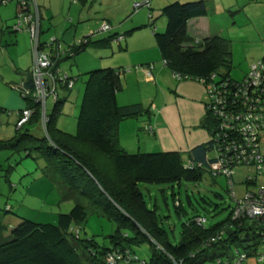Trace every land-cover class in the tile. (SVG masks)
Returning a JSON list of instances; mask_svg holds the SVG:
<instances>
[{"label":"trees","instance_id":"trees-1","mask_svg":"<svg viewBox=\"0 0 264 264\" xmlns=\"http://www.w3.org/2000/svg\"><path fill=\"white\" fill-rule=\"evenodd\" d=\"M160 13L166 19L165 29L157 31L154 23L149 27L162 62L172 72L192 79H208L212 73H217L223 79L237 81L229 75L231 52L228 38L210 35L192 42L187 32L189 19L206 15L204 0L174 1L164 5ZM130 33L131 30L124 32V38ZM118 35L113 32L96 40L86 36L80 43L70 46L71 54L52 57L57 59L59 66L61 60L73 57L90 43L98 47L110 46ZM124 71L106 67L85 73L74 133L57 127V119L67 98L58 93L52 109L47 112V134L41 137L32 134L34 126L41 127L39 104L17 90L25 107L33 109V113L24 124L16 127L15 135L0 139V150L24 152L25 156L41 158V172L62 189L64 199L75 202L67 213L58 214L56 224L19 217L20 221L7 232L0 221V264H108L106 257L109 253L134 252L133 247L144 242L152 247L148 264H165L167 254L182 260L183 264H202L214 262L221 256L232 257L236 251L249 256L258 251L264 238V224L252 219L234 221L231 209L224 221L207 227L198 224L195 219L200 216L194 215L183 223L179 242L170 243L167 232L158 223L156 212L147 208L138 183L198 181L204 172L214 176L208 169L214 161L211 153L215 143L211 137L216 132V119L206 111L201 125L207 128L210 138L187 152L188 159L194 162L192 167H185L183 153L179 151L127 152L118 142L119 123L127 118L150 115L151 111L138 103L117 104L116 94L122 89ZM24 83L26 87H32L30 72ZM0 111L6 110L0 108ZM104 164H109L110 173L105 172ZM8 172L4 175L6 181H9ZM79 198L115 222L116 229L108 236L110 245H100L91 238H82L78 230L75 232L73 226L80 225L85 217V207ZM175 205L180 208L179 202L175 201ZM215 235L219 238L210 241Z\"/></svg>","mask_w":264,"mask_h":264},{"label":"rangeland","instance_id":"rangeland-1","mask_svg":"<svg viewBox=\"0 0 264 264\" xmlns=\"http://www.w3.org/2000/svg\"><path fill=\"white\" fill-rule=\"evenodd\" d=\"M143 1L115 0L113 6H107L109 8H104L105 5L95 3V11L91 14L87 10V6L83 7L76 0H66L63 13H59L60 15H56L53 19L50 17L49 19L46 17L42 19L44 35L48 31L45 28L47 24L49 30L58 36H61L64 31L71 30L72 37L78 41L84 35L89 34V31H85L86 27L89 26L94 27L93 36L101 33L106 34L107 31L112 33L111 31L114 30L111 29L115 28L117 30L114 32L122 35L130 27L129 22H145L142 31L141 29L137 30L129 36L130 38L127 35L120 41L112 40L110 47H98L94 43H90L73 57L60 61V69L63 73L72 78L77 77L74 86L68 91L58 88L60 97L64 95L67 97L62 105V113L57 119V127L61 130L69 133H74L76 130V118L79 113L87 71L114 67L124 69L126 72L134 68L135 61L142 59L149 53L140 50L141 44L149 40L154 42L153 31L149 24L155 22V27L156 22L165 21V17L161 15L160 7L155 8L154 6V9L152 6L149 8L150 0H146L147 3L137 9L133 7L135 2L141 3ZM170 1L173 0H164L165 5ZM37 2L40 6L47 8L48 4L45 0H37ZM222 2L225 8L223 6L222 8L217 7L220 10L216 12L213 9L211 14L219 24V27L216 28L220 29V35L230 40L231 68L229 75L239 81L249 71L250 65L264 56V22H262L264 19V0H222ZM70 5L71 9L67 12ZM242 7L243 11L238 10L234 13L233 10ZM12 8L13 2L0 5V18L13 23L14 9ZM228 8L232 13L228 12ZM69 18L72 19L71 24ZM104 18L107 20L100 22ZM64 22H67L66 30L62 27ZM103 22H109L111 29L99 31ZM61 23L60 28L59 24ZM70 26L77 28H70ZM145 30L151 35L146 39L144 37L147 36ZM20 34L19 32L17 35ZM4 36H8L7 32ZM53 37L60 40V37L58 38L54 34L50 35L49 39ZM72 37L70 36V40L73 39ZM60 41L62 45H65L62 40ZM220 70L224 71L222 68ZM219 78L216 76V80ZM9 92H13L21 104L24 101L18 91L0 85V107L6 108V111H0V139L11 137L16 132V116L11 112L14 106L10 107L12 101H9L7 106L4 105L6 99H10L7 97ZM52 106L53 101L49 97L46 100L47 112H50ZM31 133L39 137L44 134L39 126H34ZM152 152H156V150L154 149ZM184 156L186 153L183 152ZM42 166L43 160L41 158L25 156L24 152L15 153L10 150H0V169L3 170H0V221L6 226L7 232L13 224L20 221L19 217L39 223L56 224L58 214L67 213L74 205L75 201L64 199L62 189L41 172ZM104 167L107 174L111 172L109 164H104ZM8 170L10 171L8 172ZM233 171L232 181L234 183L232 186L229 185L226 175L211 176L204 172L198 181L181 180L179 183L139 182L138 188L143 194L147 208L154 209L156 212L158 223L167 232L170 243L176 244L180 240L183 223L189 221L194 215L205 218L203 225L206 227L220 223L228 217L230 209L234 205L232 197L240 199L244 196L247 187L243 181L247 175L253 176L254 174L253 168L247 165L235 167ZM7 172L9 181H6L4 177ZM257 181L264 184V176L259 175ZM79 200L85 207V217L80 225L73 226L74 230H78L82 238H91L100 245H110L108 236L114 233L115 222L95 211L85 199L79 198ZM175 201L179 202L180 208H176ZM8 206L10 207L9 210H7ZM133 251L140 259L149 260L152 247L150 243L144 242L139 246H134ZM202 264L215 263L205 261Z\"/></svg>","mask_w":264,"mask_h":264},{"label":"built area","instance_id":"built-area-1","mask_svg":"<svg viewBox=\"0 0 264 264\" xmlns=\"http://www.w3.org/2000/svg\"><path fill=\"white\" fill-rule=\"evenodd\" d=\"M14 2L16 6L14 23L10 27L13 32H26L30 38V48L33 62L30 67L32 87L28 88L22 82L14 87L20 90L22 96L30 97L39 104L40 126L45 134L48 121L46 100L51 97L53 103L58 95V88L70 89L75 79L63 73L60 65L57 66L56 56L71 54V47L65 48L57 38H48L40 41V10L37 0H0V5ZM135 2V9L146 4ZM110 25L103 22L99 31L109 30ZM124 35H118L115 40L120 41ZM81 39L76 43H80ZM1 46V45H0ZM67 51V52H66ZM165 64V62H163ZM148 70V69H147ZM149 71V70H148ZM174 78L192 79L187 75L173 72ZM217 73H212L208 79H194L204 86L205 110L215 117V147L209 171L212 175L224 174L228 177L229 185H233L232 175L235 167L241 165L251 166L253 176L247 175L244 179L246 191L244 196L236 199L233 195L234 205L231 208V219L239 221L249 219L260 221L264 224V184L257 181L259 175L264 176V56L253 62L249 71L239 81H230L220 78L216 80ZM33 109L24 107L18 114L16 127L24 124L32 115ZM147 132H153L152 125L144 128ZM185 167L194 166V162L186 160ZM201 166L200 163L196 164ZM251 185V187H249ZM249 187V188H248ZM231 194H232V188ZM251 220V221H252ZM195 221L202 224L205 218L197 217ZM77 232V230L75 231ZM218 235L212 236L210 241H215ZM209 241V242H210ZM209 242H204L209 245ZM159 247V246H158ZM258 251L249 256L245 252L234 253V256L217 257L215 264H247L250 257L258 261L264 260V238L258 245ZM168 261L165 264H183L182 260H176L167 254ZM108 264H148V260L140 259L134 252L124 250L122 252L109 253L106 257Z\"/></svg>","mask_w":264,"mask_h":264},{"label":"crops","instance_id":"crops-1","mask_svg":"<svg viewBox=\"0 0 264 264\" xmlns=\"http://www.w3.org/2000/svg\"><path fill=\"white\" fill-rule=\"evenodd\" d=\"M45 1L48 4L46 9L38 3L41 15L40 41L44 42L50 37V35L54 34L58 38L60 37V40L64 42V47L71 46L77 42L78 40H75V38L72 37L73 33L71 30L62 32L63 34L61 37L56 33L51 32L47 24L45 25V28L48 31L44 35L42 19L44 17L47 19H49V17L53 19L56 15L59 16V13H63L66 5V0ZM76 1L77 3H81L83 7L87 6V10L90 11L91 14L95 11V3L105 5L104 8H109L115 3V0ZM155 1L159 0H150L149 8L152 6L153 8L154 6L155 8L160 7L159 10L161 11L163 7L162 4L165 5L166 2L164 3V0L159 2ZM174 1L186 2L185 0H173L170 1V3ZM204 2L207 6L206 15L191 18L187 21V32L192 38V42H196L197 40L210 35L221 36L220 29L216 28L219 27V24L216 19L212 17L211 10L214 9L218 12L220 10H218V8H222V6L225 8V5L222 0H204ZM12 9H14V21L16 11L14 3ZM70 9L71 5L67 12H69ZM229 9L230 8H228V12L232 13ZM238 10L243 11L244 9L242 7L233 11L235 13ZM222 11L223 9L221 12ZM71 20L72 19L69 18L70 24ZM105 20H107V18L102 19L100 22ZM0 21V85H2V87L14 89V87L24 82L33 62V55L29 42L30 38L29 34L26 32H20V35H17L19 32H13L10 29L12 26H10L11 22H7L6 19L0 18ZM262 22H264V19ZM66 23L67 22H64L63 26L62 23L59 24V27L61 28L62 26L64 27V30H66ZM151 23H154L155 25V22H150V24ZM156 23L157 25L155 28L157 31H163L165 29L166 19L165 21L159 20V22ZM128 25L130 27L124 32L131 30V33L128 35L129 37L139 29L142 31L145 22H129ZM70 28L76 29L77 27L70 26ZM93 28V26L86 27L85 31H89V34L84 35L83 37L92 36L91 39L96 40L111 34L107 31L106 34L101 33L100 35L93 36ZM111 30L116 31L117 29L115 28ZM114 31L111 32L113 33ZM6 32L8 36H4ZM145 33L147 35L144 36L145 39L151 36L146 30ZM70 36L73 39L70 40ZM9 45L11 46L8 47ZM140 50L149 53H147L142 59L135 61L133 69L122 73V89L116 94V102L118 105L138 103L143 107H149L151 112L150 115L144 114L136 118L122 120L118 126V142L122 148L129 153L147 152L148 150L149 152L150 150L152 152L154 149L156 151L184 152L186 153L184 161H186L188 160L187 152L190 149L196 145L207 142L210 138V133L207 128L201 125L206 115L204 106V86L201 82L194 79L177 80L174 78L171 69L162 62V57L156 46L155 40L154 42L149 40L148 42L141 44ZM7 97L10 99H6L4 105L7 106L6 104L9 101H12L10 107L14 106V108L11 109V112L16 116V127V122L19 117L18 112L25 107V101L21 104L18 99L15 98L16 96L13 92H9ZM0 108L6 110L4 107ZM146 124L152 125L153 132L149 133L143 129ZM247 264H264V260L258 261L255 258L250 257L247 260Z\"/></svg>","mask_w":264,"mask_h":264}]
</instances>
